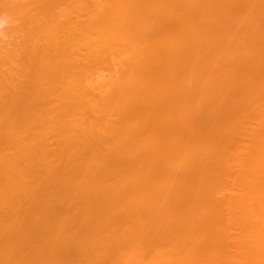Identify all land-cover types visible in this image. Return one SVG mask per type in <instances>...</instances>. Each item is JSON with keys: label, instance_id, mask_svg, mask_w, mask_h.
Listing matches in <instances>:
<instances>
[{"label": "bare ground", "instance_id": "obj_1", "mask_svg": "<svg viewBox=\"0 0 264 264\" xmlns=\"http://www.w3.org/2000/svg\"><path fill=\"white\" fill-rule=\"evenodd\" d=\"M0 13V264H264V0Z\"/></svg>", "mask_w": 264, "mask_h": 264}, {"label": "rangeland", "instance_id": "obj_2", "mask_svg": "<svg viewBox=\"0 0 264 264\" xmlns=\"http://www.w3.org/2000/svg\"><path fill=\"white\" fill-rule=\"evenodd\" d=\"M181 13H182V12H181ZM181 13H178V14H180L181 16H183L184 13H182V14H181ZM180 15H179V16H180ZM181 16H180V17H181ZM167 26H168V25H167ZM167 26H166V28H167ZM172 26H173V25H172ZM171 28H173V27H171ZM175 28H176V30L178 29L176 26L174 27V29H170V27H169L168 29H169V31H171V33H172V31H173V32L175 31ZM168 29H167V30H168ZM163 30H165V29H163ZM169 31H167V32H169ZM166 34H167V35H168V34L170 35V32H169V33H166ZM166 34H165V31H164V35H166ZM118 62H121V61H118ZM118 62L116 61V63H118ZM114 63H115V62H114ZM116 63H115L114 65L117 66ZM122 63H123V61H122ZM119 64H121V63H119ZM102 66H103V65H102ZM104 66H106V65H104ZM122 66H123V65H122ZM122 66L119 65V67L121 68L120 71H122V68H123ZM107 67H109V66H107ZM107 67H106V68H107ZM113 67H114V66H113ZM98 68H99V67H98ZM110 68H111V67H110ZM114 68H116V67H114ZM104 69H105V68H104ZM117 69H118V68H117ZM96 70H99V71H100V68H99V69L96 68ZM96 70H95L94 72H96ZM105 70H106V69H105ZM105 70H101V72H105ZM107 70H108V68H107ZM107 70H106V72L108 73L109 70H108V71H107ZM113 70H114V69L111 70V74H112V71H113ZM120 71L117 70L118 73H122V72H123V71H122V72H120ZM101 72H97V73H98V74L100 73V76H101L100 79H101V78L103 79V77L105 76V74H104V76H103V75H101ZM115 72H116V71H115ZM97 73H95V74H93V75L97 76V75H98ZM107 73H106V74H107ZM109 73H110V72H109ZM118 73H117L116 75L113 74V75L115 76V79L112 78L113 75H112V77H111L109 74H107V75H108V78L106 79V77H105L106 83H107V81L109 80L110 77L115 81L116 78H117L116 76L118 75ZM119 75H121V74H119ZM185 75H186V74H185ZM95 76H94V79L96 78ZM102 76H103V77H102ZM187 76H188V75H186L185 77H187ZM98 77H99V75H98ZM183 77H184V76H183ZM119 78H120V77H119ZM117 79H118V78H117ZM97 80H98V79H96L95 81H97ZM113 80H112V81H113ZM119 80H120V79H119ZM114 81H113V82H114ZM117 81H118V80H117ZM117 81H115V82H117ZM97 82H98V81H97ZM115 82L113 83V86H114V84H116ZM95 83H96V82H95ZM95 83H94V86H95V87L92 86L93 88H97L96 86H98V84L95 85ZM108 83H111V81H109ZM108 83H107V86H109ZM111 84H112V83H111ZM111 84H110V85H111ZM98 87H99V86H98ZM109 88H110V87H109ZM98 89H99V88H98ZM98 89H96V90L98 91V94H100ZM111 89H112V91H113L114 87L111 86ZM111 89H108V90L110 91ZM96 90H94V91H96ZM106 90H107V89H106ZM92 91H93V90H92ZM109 91H108V93H109ZM89 93L92 94V95H91L92 97H93L94 94H96L95 92H94V94H93L91 91H90ZM110 93H111V91H110ZM95 96H97V98H99L98 95H95ZM100 96H101V95H100ZM105 96H106V94H105ZM107 96H108V95H107ZM107 96H106V97H107ZM101 98H104V97L102 96V97H100V99H101ZM104 99H105V98H104ZM82 100H83V99H82ZM79 101H80V99H79ZM80 102H81V101H80ZM175 110H176V109H175ZM138 116H139V115H138ZM142 116H143V115H141L139 118L136 116L135 119L138 120V119H140ZM143 117H144V116H143ZM137 118H138V119H137ZM144 118H146V117H144ZM135 119H134V120H135ZM146 119H147V118H146ZM134 120H132V121L135 122L136 120H135V121H134ZM132 121H131L130 123H132ZM124 126H125V125H124ZM121 128L123 129L124 127H121ZM157 134H159V132H158ZM177 137H178V136H177ZM174 139H177V138L175 137ZM139 147H140V146H139ZM143 147H144V145H143ZM141 148H142V146H141ZM139 149H140V148H139ZM134 155H135V154H134ZM130 157H131V155H130ZM130 157H129V158H130ZM133 158H134V157H133ZM133 158H132V159H133ZM130 159H131V158H130ZM132 164H133V163H132ZM137 164H139V163H135L134 165L137 166ZM141 164H143V162H141ZM141 164L139 165V168L141 167ZM144 164L146 165V163H144ZM144 164H143V165H144ZM134 165H131V166L134 167ZM145 165H144V167H145ZM147 166H148V165H147ZM147 166H146V167H147ZM146 167H145V168H146ZM131 168H132V167H131ZM134 168H136V167H134ZM139 168H137V169L140 170ZM141 168H143V167H141ZM145 168H144V169H145ZM147 168H149V167H147ZM147 168H146V169H147ZM137 169H136V173H139L140 171L137 172ZM144 169H143L142 171H144ZM146 169H145V170H146ZM130 170H131V169H130ZM133 170H134V172H133V174H134V173H135V169H132V171H133ZM132 171H131V173H132ZM142 171H141V172H142ZM141 172H140V173H141ZM145 179H146V178H145ZM159 179H160V178H159ZM159 179H158V180H159ZM147 180H148V179H147ZM163 180H164V179H163ZM143 181H144V180H143ZM143 181H142V182H143ZM148 181H149V180H148ZM148 181H147V182H148ZM161 181H162V180H161ZM147 182H146V180H145V183H147ZM149 183H150V182H149ZM142 184H143V183H142ZM146 185H147V184H146ZM157 210H158V209H157ZM157 210H156V211H157ZM165 237L168 238V235L165 236ZM113 240H114V239H113ZM149 240H152V238H150ZM110 242H111V241H110ZM111 243H113V242H111ZM140 243H141V242H140ZM147 243H150V242H148V240H145V244H147ZM166 245H167V244H164L163 246H166ZM163 246H162V248H163ZM167 247H168V246H167ZM168 248H170V247H168ZM166 249H167V248H165V250H166ZM161 250H162V249H161ZM163 250H164V249H163ZM106 252H107V251H106ZM108 252H109V251H108ZM111 253H112V252H111ZM111 253H109V254L111 255ZM113 253H115V252H113ZM116 253H117V252H116ZM116 253H115V254H116ZM106 254H108V253H106ZM109 254H108V255H109ZM115 254H114V255H115ZM147 258H148V257H147ZM147 260H148V259H147ZM147 260H146V261H147ZM148 261H149V260H148ZM148 261H147V262H148ZM147 262H145V263H147ZM107 264H109V263H107Z\"/></svg>", "mask_w": 264, "mask_h": 264}, {"label": "clouds", "instance_id": "obj_3", "mask_svg": "<svg viewBox=\"0 0 264 264\" xmlns=\"http://www.w3.org/2000/svg\"><path fill=\"white\" fill-rule=\"evenodd\" d=\"M14 23L13 18L7 13H0V41H4L11 38V35L7 31Z\"/></svg>", "mask_w": 264, "mask_h": 264}]
</instances>
